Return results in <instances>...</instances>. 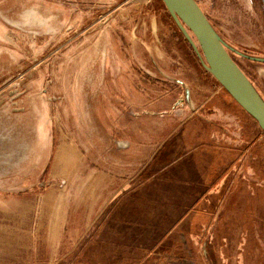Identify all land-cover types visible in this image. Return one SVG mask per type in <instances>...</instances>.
<instances>
[{"label":"rangeland","instance_id":"374dc122","mask_svg":"<svg viewBox=\"0 0 264 264\" xmlns=\"http://www.w3.org/2000/svg\"><path fill=\"white\" fill-rule=\"evenodd\" d=\"M195 1L264 102V0ZM2 34L0 264H58L80 194L53 176L59 158L84 139L148 150L217 85L200 77L197 40L160 0H0ZM80 79L87 108L77 118Z\"/></svg>","mask_w":264,"mask_h":264},{"label":"crops","instance_id":"0c3cea01","mask_svg":"<svg viewBox=\"0 0 264 264\" xmlns=\"http://www.w3.org/2000/svg\"><path fill=\"white\" fill-rule=\"evenodd\" d=\"M200 77L217 89L204 101L190 98L192 111L168 119L175 125L148 150L76 139L63 166L59 158L53 176L80 194L58 264H264L263 132L203 66ZM83 88L80 79V99L70 100L77 118L87 108Z\"/></svg>","mask_w":264,"mask_h":264},{"label":"water","instance_id":"95a60500","mask_svg":"<svg viewBox=\"0 0 264 264\" xmlns=\"http://www.w3.org/2000/svg\"><path fill=\"white\" fill-rule=\"evenodd\" d=\"M169 12L183 23L197 40L205 67L258 124L264 137V102L258 92L227 52L223 42L195 0H161Z\"/></svg>","mask_w":264,"mask_h":264},{"label":"bare ground","instance_id":"6f19581e","mask_svg":"<svg viewBox=\"0 0 264 264\" xmlns=\"http://www.w3.org/2000/svg\"><path fill=\"white\" fill-rule=\"evenodd\" d=\"M167 10L172 13V10L170 8H167Z\"/></svg>","mask_w":264,"mask_h":264}]
</instances>
